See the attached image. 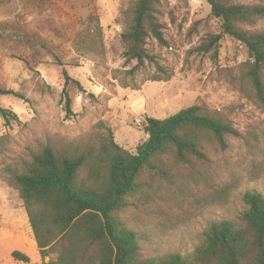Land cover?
Returning <instances> with one entry per match:
<instances>
[{
    "label": "rangeland",
    "instance_id": "obj_1",
    "mask_svg": "<svg viewBox=\"0 0 264 264\" xmlns=\"http://www.w3.org/2000/svg\"><path fill=\"white\" fill-rule=\"evenodd\" d=\"M134 1L44 0L40 9L0 0V21L16 20L47 44L33 68L10 56L17 47L18 56L28 58L21 45L0 48V84L19 95L0 96V106L17 116L9 124L0 117V264H43L58 254L55 247L42 260L24 244L31 235L18 190L7 181L11 173L22 171L45 147L68 155L96 152L110 133L135 153L147 138L145 117L163 119L191 105L225 120L238 135L194 169L164 157L168 178L143 173L138 191L115 213L136 232L140 256L190 258L209 222L237 220L246 190L264 196V107L245 76L246 47L228 35L215 38L220 21L206 0H161L158 19L166 44L147 38L152 60L135 67V60L125 61L120 40ZM255 28L264 29V20ZM86 173L83 166L80 176ZM13 251L29 261H15Z\"/></svg>",
    "mask_w": 264,
    "mask_h": 264
},
{
    "label": "trees",
    "instance_id": "obj_2",
    "mask_svg": "<svg viewBox=\"0 0 264 264\" xmlns=\"http://www.w3.org/2000/svg\"><path fill=\"white\" fill-rule=\"evenodd\" d=\"M21 1L40 9L44 4V0ZM206 1L211 15L220 21L221 33L215 38L228 35L246 47L250 59L245 76L255 99L264 107V29L255 28L264 20V0ZM160 3L161 0H135L129 25L120 34L123 57L127 63L135 60V67L152 60L147 38L166 44L158 19ZM7 42L29 51L28 58L18 56L17 47L9 53L29 68L47 49L44 38L16 20L0 21V48ZM62 73L67 85L70 78L64 70ZM153 80L163 78L154 76ZM2 95L19 96L0 84ZM65 107L71 113L67 94ZM0 117L8 124L17 120L14 112L1 106ZM143 131L147 138L137 145L135 153L122 149L110 133L96 152L68 155L45 147L22 171L8 176L7 181L22 200L41 259L55 247L58 250L55 260L43 264H264V196L253 189L242 194L245 208L237 220L209 222L190 258L179 253L140 256L136 232L115 213L125 208L127 198L138 191L143 173L168 178L161 160L164 157L175 165L194 169L209 160L208 153L213 148L225 149L228 138L238 135L231 124L198 105L163 119L145 117ZM83 166L87 167L85 177L80 176ZM11 256L29 261L18 251Z\"/></svg>",
    "mask_w": 264,
    "mask_h": 264
},
{
    "label": "crops",
    "instance_id": "obj_3",
    "mask_svg": "<svg viewBox=\"0 0 264 264\" xmlns=\"http://www.w3.org/2000/svg\"><path fill=\"white\" fill-rule=\"evenodd\" d=\"M27 223V225H26V227H25V230H27L28 232H29V234L31 235V240H32V238H33V235H32V231H31V228L29 229V227H30V225H29V222H26ZM9 238H11V236H8ZM31 240H29V242L28 243H26V242H24V244H26V245H28L29 247H31V248H34V249H36L37 250V252H38V254H39V251H38V248H37V246H36V243H35V240H34V238H33V241L34 242H32ZM21 243H22V241H21V239L19 240ZM21 253V252H20ZM23 254V253H22ZM10 255H11V253H10ZM25 255V254H24ZM12 257V256H11ZM39 257H40V255H39ZM14 259V258H13ZM41 259V258H40ZM15 260V259H14ZM15 261H17V260H15ZM41 261V260H40Z\"/></svg>",
    "mask_w": 264,
    "mask_h": 264
}]
</instances>
